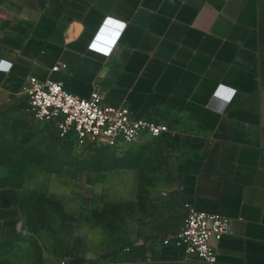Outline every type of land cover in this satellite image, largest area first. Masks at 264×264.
<instances>
[{"label": "crops", "instance_id": "crops-1", "mask_svg": "<svg viewBox=\"0 0 264 264\" xmlns=\"http://www.w3.org/2000/svg\"><path fill=\"white\" fill-rule=\"evenodd\" d=\"M29 77L177 130L133 143L176 146L162 192L229 220L214 264H264V0H0V117L22 119Z\"/></svg>", "mask_w": 264, "mask_h": 264}, {"label": "rangeland", "instance_id": "rangeland-1", "mask_svg": "<svg viewBox=\"0 0 264 264\" xmlns=\"http://www.w3.org/2000/svg\"><path fill=\"white\" fill-rule=\"evenodd\" d=\"M165 145L82 149L26 111L0 117L1 185L14 186L19 199L3 216L19 234L0 242V264H199L159 255L185 217L161 190L176 159L174 143Z\"/></svg>", "mask_w": 264, "mask_h": 264}, {"label": "built area", "instance_id": "built-area-1", "mask_svg": "<svg viewBox=\"0 0 264 264\" xmlns=\"http://www.w3.org/2000/svg\"><path fill=\"white\" fill-rule=\"evenodd\" d=\"M62 68L54 66L51 71ZM21 92L26 97V110L36 122L53 126L60 140L78 148L123 149L142 138L157 140L171 131L166 124L133 115L127 105H106L98 91L81 98L70 93L62 82L29 77ZM184 210L180 230L162 244L173 243L185 257L214 264L217 252L210 241L218 243L229 233V220L189 203L184 204ZM56 264L71 263L63 258Z\"/></svg>", "mask_w": 264, "mask_h": 264}, {"label": "trees", "instance_id": "trees-1", "mask_svg": "<svg viewBox=\"0 0 264 264\" xmlns=\"http://www.w3.org/2000/svg\"><path fill=\"white\" fill-rule=\"evenodd\" d=\"M2 184V182H1V180H0V190H4L6 187H10L11 189L14 187V186H6V185H1ZM10 188H6V189H10ZM15 188V187H14ZM19 200V199H18ZM18 200H17V202H18ZM17 202L13 205V207L11 208V209H9V210H0V220H7L5 217H3V216H5L6 214H9V213H12L14 210H15V206L17 205ZM19 233H16L15 235H14V237L13 238H11L10 240H16L17 239V235H18ZM10 240H8V241H10ZM5 242H7V241H5ZM4 243V242H3Z\"/></svg>", "mask_w": 264, "mask_h": 264}, {"label": "snow or ice", "instance_id": "snow-or-ice-1", "mask_svg": "<svg viewBox=\"0 0 264 264\" xmlns=\"http://www.w3.org/2000/svg\"><path fill=\"white\" fill-rule=\"evenodd\" d=\"M108 23H110V24H111V23H114V21H112V20H109V21H108ZM117 27H123V25H119V24H118V25H117ZM218 95H219V93H218Z\"/></svg>", "mask_w": 264, "mask_h": 264}]
</instances>
